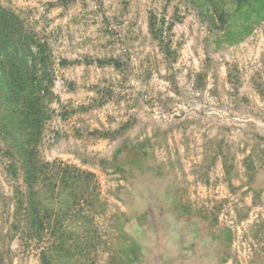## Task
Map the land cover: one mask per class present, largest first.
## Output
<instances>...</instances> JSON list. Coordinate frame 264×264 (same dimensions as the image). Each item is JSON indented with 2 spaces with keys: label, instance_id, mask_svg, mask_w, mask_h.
<instances>
[{
  "label": "rangeland",
  "instance_id": "rangeland-1",
  "mask_svg": "<svg viewBox=\"0 0 264 264\" xmlns=\"http://www.w3.org/2000/svg\"><path fill=\"white\" fill-rule=\"evenodd\" d=\"M0 8L47 55L0 76V264H264V0Z\"/></svg>",
  "mask_w": 264,
  "mask_h": 264
},
{
  "label": "trees",
  "instance_id": "trees-1",
  "mask_svg": "<svg viewBox=\"0 0 264 264\" xmlns=\"http://www.w3.org/2000/svg\"><path fill=\"white\" fill-rule=\"evenodd\" d=\"M46 59L45 45L25 30L14 14L0 8V76L5 80V88L8 91H23L27 86L36 88L29 78L33 71L30 69L21 73L18 67L30 62L34 67V64L43 65ZM37 169L31 160L24 167L25 183L32 192L39 179ZM34 231L39 232V225L34 224Z\"/></svg>",
  "mask_w": 264,
  "mask_h": 264
}]
</instances>
